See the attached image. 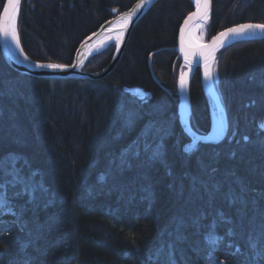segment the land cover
<instances>
[{"label": "trees", "instance_id": "16d2710c", "mask_svg": "<svg viewBox=\"0 0 264 264\" xmlns=\"http://www.w3.org/2000/svg\"><path fill=\"white\" fill-rule=\"evenodd\" d=\"M137 1L22 0L20 45L36 62L71 65L87 37ZM212 1L209 37L264 23V0ZM193 10L192 0H158L99 80L25 75L0 49V157L18 154L37 189L0 212V264H264V40L218 52L228 134L189 146L175 78L179 29ZM115 53L83 70H103ZM201 82L198 68L191 128L207 134Z\"/></svg>", "mask_w": 264, "mask_h": 264}, {"label": "water", "instance_id": "95a60500", "mask_svg": "<svg viewBox=\"0 0 264 264\" xmlns=\"http://www.w3.org/2000/svg\"><path fill=\"white\" fill-rule=\"evenodd\" d=\"M6 2L7 0H5L4 3ZM140 2L141 0H138L129 10L118 14L114 18L104 23L95 32L96 33L95 36L91 34L89 37H87L80 44L75 54L72 64L69 65V67H66L64 69L37 67V64L39 62H36L30 58L25 60L24 55H21L20 53L19 54L13 53L10 47L9 40L5 41L2 35H0V49L2 51V54L6 62L14 70L22 74H25V75H29V76L36 77V78L58 79V80H65V79L99 80V79H102L108 76L116 68L118 63L121 61L125 53L126 46L130 39V36L133 32V29L138 24V22L152 9V7L158 2V0H145L142 7L138 8L137 5L140 4ZM2 11H3V8L1 10L0 16H2ZM195 11H196V4L192 12H195ZM18 13H19V10H18ZM126 13L130 14L131 18L127 22V27L123 29V35L121 37L117 51L115 55L113 56L112 60L110 61V63L108 64V66L104 68L103 70L99 72H95V73L84 71L83 66L86 60L89 58V56L87 57V55H88V52L92 44L96 40H98L100 37L104 36L109 31V28H111L116 23L121 22V17ZM212 13H213V1L210 0L207 21L210 20ZM189 14L185 18V20L188 18ZM17 17H18V14H17ZM184 21L181 27L184 25ZM200 21L201 20H199L198 18L193 19L190 22L189 29L192 25ZM246 23H256V22H246ZM234 26H231V27H234ZM180 29H179V36H178L176 51L179 54L182 62L186 64L187 66H189L191 70L185 76L186 83H185L184 88L183 89H181V87L179 88V109H178L179 121L185 133L189 136H192L193 130L187 120V112L191 107V96H190L191 83H192L195 71L199 68L201 72V81H202L201 83L203 87V92L207 99V103H208V107H209L210 115H211V120H212V125H211L210 131L206 135L199 136L198 141L201 140L203 143H207V144H217L221 142L222 140H224V138L228 134L229 125H228L227 115H226L224 107L221 106V104L219 103L218 99L216 98L211 88L206 84V78L204 75V59L198 54L199 53L198 45H195V46L191 45V47H189V43L187 42V34L185 35V47L189 49L190 54L196 53L195 55H190V59L192 61L191 64L188 63V60L185 59L184 54L181 52L180 50L181 48ZM226 29L222 31H225ZM220 32L216 33L214 36H217ZM214 36L209 38V40L206 43H202V44H211L212 38ZM249 40H264V33L257 31L255 34L244 35V36L237 37V38H232V37L226 38L223 43V46H217L213 56L209 57L208 64L210 65L213 63L215 56L217 55L218 51H220L221 49L231 44H234L236 42L249 41Z\"/></svg>", "mask_w": 264, "mask_h": 264}, {"label": "snow or ice", "instance_id": "6c2138e0", "mask_svg": "<svg viewBox=\"0 0 264 264\" xmlns=\"http://www.w3.org/2000/svg\"><path fill=\"white\" fill-rule=\"evenodd\" d=\"M145 0H141L140 4L137 7H142ZM21 4V0H7L3 4L2 16H0V35L3 36L5 41L11 40L16 49L19 50L21 55H24V59L27 60L29 57L24 54V49L20 45V39L17 32V14ZM196 11L189 14L188 18L184 21V25L180 29V42H181V52L184 54L185 59L188 60V63L191 64L190 55H195L196 53L189 52V49L185 47V35L189 36V47H191V35L189 31L190 22L193 19L198 18L202 22L208 20V9L210 0H195ZM115 11V9H113ZM135 11V10H134ZM131 18L130 14H124L121 17V32L115 37L117 46L120 43V38L123 35V29L127 27V22ZM257 31L264 33V23H243L238 24L234 27L227 28L225 31L220 32L217 36L212 38L211 44H201L199 47V55L204 59V75L206 79L212 78V71L210 70L208 60L210 56H213L217 46H223V43L226 38L232 37L237 38L244 35L255 34ZM93 36L96 33L92 34ZM111 37H105L100 40L99 45H103L105 40L110 39ZM37 67H47L52 69H64L69 67V65L58 64V63H48L41 64L38 63ZM186 73L181 71L179 84L181 89L184 88L186 80ZM246 139V137H245ZM185 151H189L187 146ZM132 149L129 148L127 155H131ZM138 155V153H137ZM6 161V162H5ZM27 164L21 165L19 156L16 153H9L7 156L0 157V212L11 210L15 205L14 201L19 196L28 193L35 195L37 189L34 186H31L28 181V176H34V172H30L27 175L24 173V168L27 167ZM12 192V195H9V192ZM220 217H224V213H219ZM214 231V229H212ZM231 236L232 231L226 233ZM223 237H217L216 243H219ZM255 241H249V247H259Z\"/></svg>", "mask_w": 264, "mask_h": 264}, {"label": "rangeland", "instance_id": "374dc122", "mask_svg": "<svg viewBox=\"0 0 264 264\" xmlns=\"http://www.w3.org/2000/svg\"><path fill=\"white\" fill-rule=\"evenodd\" d=\"M239 2L242 3V4H245L246 2H248V0H239ZM17 19H18V17H17ZM208 29H209V21L205 22L203 24V27L199 31V38H200L199 43H201V44L202 43H206L209 40V38H211V37H209ZM110 47H115V52L117 51L118 46L116 44V40L109 42L98 53H95V54L89 56V58L86 60V62L89 59L93 58L94 56H98V55L104 53ZM217 55H218V53H217ZM217 55L215 56L213 63L209 65V67L211 68L210 70L212 71V78L211 79H206V84L211 88V90L215 94V96L218 99V101L221 104V106L224 107V103L222 101L221 93H220V90H219V73H218V68H217V63H216L217 62L216 61L217 60ZM85 63H84V65H85ZM190 70H191L190 67L187 66L186 64L180 65L178 70H177V76L175 78V81H176L177 89H178V92H177L178 93V97H179V88H180V84H179L180 73H181V71H183L184 73L187 74V73L190 72ZM130 93L133 94V95H136V96H148V94L146 92H144L142 89H136V90L132 89V90H130ZM191 116L192 115H191V107H190V109L187 112V120H188L190 126H191V123L193 122ZM260 126L262 128H264V121L260 123ZM203 135H206V134H199L198 132L193 131V134L191 136L192 143L189 144V146H192L195 143H197L199 136H203Z\"/></svg>", "mask_w": 264, "mask_h": 264}, {"label": "bare ground", "instance_id": "6f19581e", "mask_svg": "<svg viewBox=\"0 0 264 264\" xmlns=\"http://www.w3.org/2000/svg\"><path fill=\"white\" fill-rule=\"evenodd\" d=\"M192 2L194 3V6H195V0H192ZM204 23H205V22L200 21V22H197V23H195L194 25H192V26L190 27L189 31H190V35H191V45H192V46H195V45H199V44H201V43H199V40H200V38H199V31H200V29L203 27V24H204ZM120 32H121V22H118V23H116L115 25H113L111 28H109V31H108L104 36L100 37L98 40H96V41L92 44V46H91V48H90V50H89V52H88L87 57H88V56H91V55H93V54H95V53H98L100 50H102V49L104 48L105 45H107V44H108L109 42H111V41H114V40H115V37H116ZM105 37H111V38L105 40V43H104L103 45H99L98 42H99L100 40L104 39ZM121 37H122V36H121ZM120 40H121V38H120ZM9 42H10V47H11L13 53H15V54H19L20 52H19L18 49H16L15 44H14L11 40H9ZM187 42L189 43V36H188V34H187ZM221 50H222V49H221ZM221 50H220V51H221ZM218 52H219V51H218ZM181 61H182V60H181ZM183 64H184V63H183ZM210 69H211V68H210Z\"/></svg>", "mask_w": 264, "mask_h": 264}]
</instances>
